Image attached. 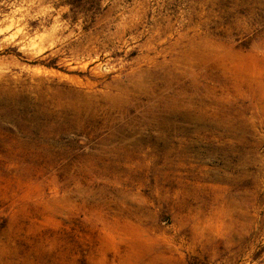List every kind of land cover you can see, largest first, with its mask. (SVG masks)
I'll return each mask as SVG.
<instances>
[{"label": "rangeland", "instance_id": "rangeland-1", "mask_svg": "<svg viewBox=\"0 0 264 264\" xmlns=\"http://www.w3.org/2000/svg\"><path fill=\"white\" fill-rule=\"evenodd\" d=\"M0 260L264 264V0H0Z\"/></svg>", "mask_w": 264, "mask_h": 264}, {"label": "bare ground", "instance_id": "bare-ground-1", "mask_svg": "<svg viewBox=\"0 0 264 264\" xmlns=\"http://www.w3.org/2000/svg\"><path fill=\"white\" fill-rule=\"evenodd\" d=\"M4 255V254H3ZM1 261V260H0Z\"/></svg>", "mask_w": 264, "mask_h": 264}]
</instances>
